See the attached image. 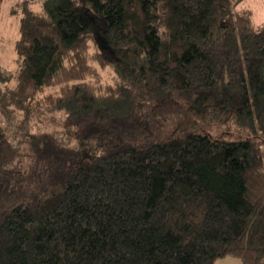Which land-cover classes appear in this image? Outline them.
Segmentation results:
<instances>
[{"label": "trees", "instance_id": "trees-1", "mask_svg": "<svg viewBox=\"0 0 264 264\" xmlns=\"http://www.w3.org/2000/svg\"><path fill=\"white\" fill-rule=\"evenodd\" d=\"M12 13L0 264H264V24L250 7L16 0ZM208 121L241 135L193 125Z\"/></svg>", "mask_w": 264, "mask_h": 264}, {"label": "rangeland", "instance_id": "rangeland-1", "mask_svg": "<svg viewBox=\"0 0 264 264\" xmlns=\"http://www.w3.org/2000/svg\"><path fill=\"white\" fill-rule=\"evenodd\" d=\"M16 0H5L3 4V14L0 19V67L9 70L16 63L17 54L15 52V40L18 32V14L12 13V6ZM235 7H250L253 10V24L260 26L264 24V0H234ZM103 36V32H99ZM18 37V36H17ZM0 87L4 88V82H0ZM1 117V114H0ZM192 121V120H191ZM202 132L214 136H222L226 139H237L241 135V130L236 125L228 121L205 123L194 122ZM216 264H242L233 257L219 258Z\"/></svg>", "mask_w": 264, "mask_h": 264}]
</instances>
